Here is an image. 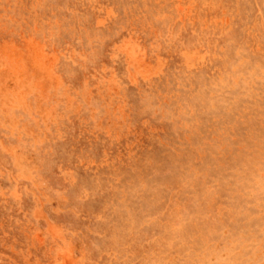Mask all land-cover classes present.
Here are the masks:
<instances>
[{"label":"rangeland","instance_id":"rangeland-1","mask_svg":"<svg viewBox=\"0 0 264 264\" xmlns=\"http://www.w3.org/2000/svg\"><path fill=\"white\" fill-rule=\"evenodd\" d=\"M0 264H264V0H0Z\"/></svg>","mask_w":264,"mask_h":264}]
</instances>
